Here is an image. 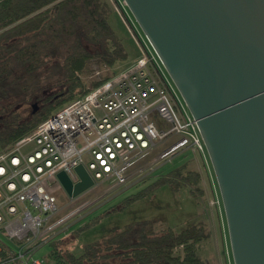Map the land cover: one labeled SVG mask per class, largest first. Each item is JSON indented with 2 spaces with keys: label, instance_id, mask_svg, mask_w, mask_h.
Here are the masks:
<instances>
[{
  "label": "water",
  "instance_id": "water-1",
  "mask_svg": "<svg viewBox=\"0 0 264 264\" xmlns=\"http://www.w3.org/2000/svg\"><path fill=\"white\" fill-rule=\"evenodd\" d=\"M124 1L198 122L234 264H264V0ZM76 173L71 198L94 186Z\"/></svg>",
  "mask_w": 264,
  "mask_h": 264
},
{
  "label": "built area",
  "instance_id": "built-area-1",
  "mask_svg": "<svg viewBox=\"0 0 264 264\" xmlns=\"http://www.w3.org/2000/svg\"><path fill=\"white\" fill-rule=\"evenodd\" d=\"M118 3L127 13L124 0ZM134 34L143 56L132 68L62 107L0 156V253H7L0 264H46L38 252L74 214L55 221L60 173L77 184L82 166L92 190L104 181L126 185L136 162L159 148L158 161L188 149L206 160L197 120L148 39Z\"/></svg>",
  "mask_w": 264,
  "mask_h": 264
},
{
  "label": "trees",
  "instance_id": "trees-1",
  "mask_svg": "<svg viewBox=\"0 0 264 264\" xmlns=\"http://www.w3.org/2000/svg\"><path fill=\"white\" fill-rule=\"evenodd\" d=\"M109 16L100 0H0V156L56 109L84 98L108 79L87 89L79 76L88 62L99 59L113 67L127 58ZM54 88L58 91L48 92ZM200 180L198 172L180 168L157 183L178 192ZM207 240L202 225L156 231L154 221L141 220L85 244L80 254L63 253L54 240L47 245L52 246L47 259L54 264H209L201 255Z\"/></svg>",
  "mask_w": 264,
  "mask_h": 264
},
{
  "label": "rangeland",
  "instance_id": "rangeland-1",
  "mask_svg": "<svg viewBox=\"0 0 264 264\" xmlns=\"http://www.w3.org/2000/svg\"><path fill=\"white\" fill-rule=\"evenodd\" d=\"M100 2L109 9L110 25L124 46L127 58L113 67H107L99 59L88 62L79 76L87 89H92L96 82L132 68L143 56L134 32L146 38L127 4V13L124 14L118 0ZM90 52L95 53L93 49ZM44 76L46 78L47 71H44ZM53 80L55 86V78L50 81L53 83ZM55 91L58 90H48L50 93ZM64 106L66 104L56 109L54 114ZM204 147L206 160L198 151L188 149L158 161L157 155L164 149L159 148L156 153L136 162L131 170V180L126 185L118 187L112 181H104L74 201L63 188L56 184L52 186L59 207L55 221L74 213L55 230L58 249L63 253L70 251L80 254L85 244L102 240L135 221H154L156 231L168 226L181 230L197 224L202 225L208 235L201 250L203 258L209 264H234L220 187L205 144ZM180 168H184V172H198L201 175L200 182L178 192H174L168 184L157 183L161 177ZM141 194L143 197L139 200L130 202L133 197ZM82 205L86 207L79 209ZM51 250L52 246L46 245L40 249L37 257H43L46 264H54L47 259Z\"/></svg>",
  "mask_w": 264,
  "mask_h": 264
}]
</instances>
